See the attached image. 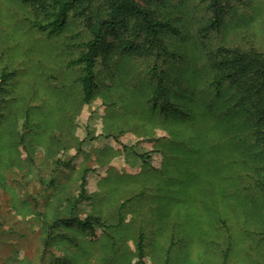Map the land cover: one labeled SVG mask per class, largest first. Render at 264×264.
I'll return each instance as SVG.
<instances>
[{
    "label": "rangeland",
    "instance_id": "obj_1",
    "mask_svg": "<svg viewBox=\"0 0 264 264\" xmlns=\"http://www.w3.org/2000/svg\"><path fill=\"white\" fill-rule=\"evenodd\" d=\"M205 3H170L181 34L165 35L175 56L156 72L152 58L99 57L87 102L68 62L90 14L49 35L28 3L0 0V264H141V236L143 264H264V151L247 131L228 140L208 108L215 48L264 51V0H224L207 33ZM84 171L88 198L72 213ZM73 215L105 226L63 223Z\"/></svg>",
    "mask_w": 264,
    "mask_h": 264
},
{
    "label": "trees",
    "instance_id": "obj_2",
    "mask_svg": "<svg viewBox=\"0 0 264 264\" xmlns=\"http://www.w3.org/2000/svg\"><path fill=\"white\" fill-rule=\"evenodd\" d=\"M32 8L35 16H42L44 22L35 21L34 26L48 29L49 35L60 34L65 30L69 14L89 17L91 37L78 43L80 54L68 62L69 66L81 69L79 82L83 98L88 102L97 86L96 66L99 57H107L109 51L123 52L129 56L152 58L153 72L157 70V60L165 56H175V52L165 45V35L180 36L181 30L174 23L173 16L166 12L173 0H23ZM224 0H205L204 11L207 15L206 33L219 31L224 22ZM99 5L102 13L94 19L93 11ZM212 91L216 94V104L208 108L216 113L218 121H224V130L229 133L230 141L241 139L249 132L253 145L261 146L264 151V51L256 47L219 45L210 56ZM7 73L0 76V86L6 80ZM167 79L158 76L154 90V99L162 91ZM165 84V85H164ZM230 91L228 106L218 105L222 91ZM211 91V92H212ZM194 92L187 101L193 102ZM210 96V95H209ZM185 101V100H184ZM183 101V102H184ZM197 104V103H196ZM186 109H194L189 106ZM231 120V122H229ZM222 124V122H220ZM247 131V133H246ZM86 174L81 177L79 192L73 200L72 213L80 202L86 200ZM264 189V181L259 182ZM64 224H78L84 229L93 227L94 222L105 226L99 217L86 216L83 219L73 215L62 219ZM139 263L143 264L142 236L138 244Z\"/></svg>",
    "mask_w": 264,
    "mask_h": 264
}]
</instances>
